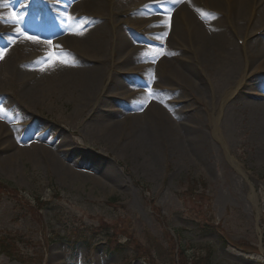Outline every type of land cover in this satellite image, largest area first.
I'll list each match as a JSON object with an SVG mask.
<instances>
[{"label": "rangeland", "instance_id": "1", "mask_svg": "<svg viewBox=\"0 0 264 264\" xmlns=\"http://www.w3.org/2000/svg\"><path fill=\"white\" fill-rule=\"evenodd\" d=\"M88 1L0 0V264H264V109L252 110L264 106V66L249 65L246 83L226 96L249 56L240 36L229 31L241 49L233 69L204 61L186 20V40L176 35L185 48L157 31L166 22H145L179 0ZM212 1L197 0L201 16L225 23L232 0ZM57 2L71 10L56 34L35 40ZM100 26L111 32L102 51L72 39ZM253 36L264 40V23ZM168 37L165 49L157 40ZM116 48L117 66L86 56ZM126 48L140 59L122 64ZM182 66L196 71L189 84ZM114 78L124 87H109Z\"/></svg>", "mask_w": 264, "mask_h": 264}, {"label": "bare ground", "instance_id": "2", "mask_svg": "<svg viewBox=\"0 0 264 264\" xmlns=\"http://www.w3.org/2000/svg\"><path fill=\"white\" fill-rule=\"evenodd\" d=\"M111 1L112 0H110V2ZM88 2L89 4H92V3H96L99 5L104 4L103 3L104 0H89ZM196 2L197 0H179V5L177 6V9L175 12L171 9V6H168L167 10L169 12H167L165 9H159L160 11L164 13L162 16H160L159 14H156L155 16L147 19L145 22H149L148 25L153 24L155 21H157V19H159V21L162 20L163 22H166L167 24L164 26L158 27L157 31L159 33H164V34L168 33L171 39L172 37L175 36L176 38L174 39L177 41L179 46L181 48H185L187 46L186 42L183 43L181 39L186 40L184 37L185 36L184 29L182 27L183 21L186 20L188 22L187 24L190 25V27L192 28L191 30V32L193 33L191 34L192 39L194 38L195 40L196 38L197 39L196 41L198 43L200 42L203 46V49H205L206 55L204 56V61L208 59H213L217 62L219 60L220 63H223L224 65L229 66V68H233V69H237L239 65L241 66V62L239 58V53H241V49L234 40V35H236L235 37H237V35L240 36V38L243 39L242 46H245L244 51L246 47L249 46V56L245 57L244 67L242 66L243 70L241 68V71L239 72V77L235 81H233V83L230 84L227 89L226 96L230 95L231 93L233 95L242 85L246 83V80L249 78V74L251 73V70H249V72L247 71V68L249 65L257 61L259 62L258 65L264 66V40H261L260 37L253 36L255 35V31L259 27H261L262 24L264 23V22L263 23L260 22V21H264V0H232V4L229 5V8L223 11L227 17V19L225 20V23L221 21L219 18L205 20L204 17L201 16V11L197 9ZM211 3L213 4L214 2L211 0ZM137 5L138 4L132 5L131 7H124V9L121 11H118L117 14H120L123 11H126L128 8L132 9L133 6H137ZM247 5L251 7V9L255 7V10H256L255 18L258 17L260 20L256 19L255 21H252V18L250 17L252 11L250 8H249V11L247 10L246 8ZM153 10L154 8L148 9L149 13L151 14L157 13V10L154 12ZM108 18H110V20L112 21L111 19L112 17L110 15L108 16ZM149 28L150 27H148V29ZM151 28H154V27H151ZM97 30L99 32L95 33V32H92L93 30L89 28L81 32L78 35L72 36V39L80 38V40L82 41L85 47L90 48V49L99 48V50L102 51L103 50L102 44L105 43L108 37H111L110 36L111 32H109L105 28V26L103 27L100 26L97 28ZM229 31H231L234 35ZM176 35L179 36V38L181 39H177L178 37ZM252 36H253V39H251ZM10 38H12V36H10ZM157 41L162 44L163 43L166 44L165 49L170 48L168 46V44H170L169 37L167 39L160 38ZM127 42H128V38L123 37L119 41V43H117L118 48L123 47V45L126 44ZM19 43L22 44V49H25L24 46L28 48H34L33 47L34 43L30 42L29 40L26 41L25 39H21ZM118 48L113 49V51L108 52V53H92V50H89V51L87 50L86 56L90 59H93L95 63H100L104 65V64H108L107 61L110 60L117 66L119 64V61H118L119 59L115 58V56L117 55L119 57ZM168 51H173V46ZM121 54L120 56L121 58H123L121 60L122 64H124L125 61H128V62L132 61L134 63L135 61H137V59H140L137 53L133 57V52L131 51V49L126 48V50L122 52ZM182 61L186 62V60H182ZM99 69L100 67L95 66L91 68V70L89 71L87 75H85V78H87L89 81V83L86 82V85L88 86L87 89H89V87H91V85L95 83ZM65 72H69V71L66 70ZM177 72L179 73L180 78H182L183 82L185 84H189L188 82L191 81L192 74L195 73L196 71H194L192 68L189 69L188 67L182 66V68L181 69L179 68ZM122 81L123 80L114 78L111 81L112 85L110 84L109 87L116 88L119 86L123 88L124 82ZM33 85L28 89L29 91L33 89ZM136 93H137V98L143 97L142 89L137 90ZM29 95L33 97V92H29ZM256 95L259 96L260 94H256ZM145 97L146 98L144 100L149 101L146 95ZM150 103H152V106H154L155 108L158 107V104L156 102H150ZM252 105H254L252 106L253 111H256L257 107L260 108V111L264 109V106L261 105V103L260 104L257 103V105L255 104H252ZM159 109H162V107L159 106ZM162 111H163V114L169 119V121L173 118V123H174V120L176 119L175 116L177 117L178 115L172 110L166 111L162 109ZM21 122L22 121H20V123ZM180 124L185 126V124L183 123H180ZM5 125L6 124H4L3 121L0 120V126L4 127ZM213 125H214L213 126L214 132L217 133L218 131L217 120L214 121ZM183 126L182 128H184ZM117 127H118V123L105 125V128L108 129L110 132L117 129ZM228 157L230 158L229 154H228ZM231 158L235 162V159L233 157ZM237 168L239 169V171L245 174V177H247L246 171L239 168V166H237ZM247 181H248V178H247ZM250 187L252 189V192H254L253 186L251 184H250Z\"/></svg>", "mask_w": 264, "mask_h": 264}, {"label": "snow or ice", "instance_id": "3", "mask_svg": "<svg viewBox=\"0 0 264 264\" xmlns=\"http://www.w3.org/2000/svg\"><path fill=\"white\" fill-rule=\"evenodd\" d=\"M11 23H14V24H15V23H18V20L13 19V20L11 21ZM27 39L32 40V39H34V38L31 37V36H28ZM54 56H55V54H49V56L46 57V61H47V60H52V59L54 58ZM46 61H45V62H46ZM60 62H64V61H60Z\"/></svg>", "mask_w": 264, "mask_h": 264}, {"label": "trees", "instance_id": "4", "mask_svg": "<svg viewBox=\"0 0 264 264\" xmlns=\"http://www.w3.org/2000/svg\"><path fill=\"white\" fill-rule=\"evenodd\" d=\"M210 260H211V259H210ZM195 262H196V263H198V262H199V260H195ZM210 263H211V261H210ZM210 263H209V264H210ZM182 264H184V263H182Z\"/></svg>", "mask_w": 264, "mask_h": 264}]
</instances>
